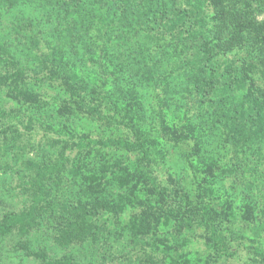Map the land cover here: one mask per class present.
I'll return each mask as SVG.
<instances>
[{"label":"rangeland","instance_id":"obj_1","mask_svg":"<svg viewBox=\"0 0 264 264\" xmlns=\"http://www.w3.org/2000/svg\"><path fill=\"white\" fill-rule=\"evenodd\" d=\"M163 1L173 6L182 5V0ZM117 5L125 6L124 0H102L100 3L98 0H80L78 7H74L71 0H16L12 3L0 0V49L4 46L10 50L9 53L2 52L0 57L9 58L19 67L36 70L37 55L47 52L49 45H53L57 30L61 47H64L61 54L66 60V54L71 53L66 28L67 24H73L71 28L75 33L71 42L79 58L73 69L90 87L100 76L106 77L104 103L99 104L97 93L95 95V104L99 105L100 111L113 115L118 121L136 125L151 156L149 162H145L146 169L161 184L187 194L194 214L200 211L203 201H207L211 219L223 230L229 248L237 249L238 254L234 258H212L207 234L185 226L180 200L153 193L148 183L129 169L135 153L97 147L91 154L82 155L85 171L92 172L105 162L127 181L123 184L122 180L112 182L109 178L104 186L103 198L108 197L106 201L116 208L119 206L120 210V214L111 220L110 231L99 233L90 244L62 248L53 242L55 219L48 217L24 238L15 230L0 238V264H39L19 248V243L25 241L32 250H45L51 259L69 255L81 263L249 264L248 253L236 247L243 243L260 245L264 250V141L249 146L244 157L242 153L237 155L240 161L243 160L236 163L222 131L213 124V115L197 114L192 109L193 101L183 89L189 83L188 76L176 68L180 58L176 41L165 39L159 42L160 47H156L148 37H135L134 30H130L129 35L116 31L106 37L103 35L97 16H110ZM47 6L52 8L50 13H46ZM75 12L80 17L78 22L73 21ZM209 19L206 18L207 29L213 25ZM258 19L264 20V12L258 14ZM28 24L37 33L38 48L30 40V31L25 27ZM83 25H87L89 31H85ZM121 35L125 42L119 40ZM89 43L92 52L84 59L81 55L87 52ZM227 55L228 58L221 59L229 60L231 54ZM152 59L157 61L155 80L148 73ZM233 59L240 71L243 54L237 59L233 56ZM100 62L103 68L99 66ZM249 77L255 86H261L257 75L249 74ZM0 80V109L10 111L23 125L27 115L33 116V130L27 136L24 152L17 153L18 142L11 144V140L7 150L0 146V217L2 212H18L28 204L27 197L17 188V173L27 174L24 162L53 155L61 146L60 143L50 146V131L46 137L41 127L53 124V129L61 131L64 126L66 135L85 133L102 140L124 138L133 142L135 139L132 131L122 125L103 123L79 113L70 118L65 110L58 109L59 94L53 87L35 82L29 76L14 77V70L1 62ZM32 87L47 97L49 105L27 114L28 102L20 92ZM90 87L86 94L93 99ZM243 92H237L235 97L239 99ZM72 113L75 112L70 111ZM64 177L65 181L52 195L57 200L82 198L81 190L87 183L80 175L74 179L68 175ZM248 202L256 207L252 220L245 212ZM56 212L54 215L58 217ZM136 241L143 243L149 251L148 256L139 254L141 250Z\"/></svg>","mask_w":264,"mask_h":264},{"label":"trees","instance_id":"obj_2","mask_svg":"<svg viewBox=\"0 0 264 264\" xmlns=\"http://www.w3.org/2000/svg\"><path fill=\"white\" fill-rule=\"evenodd\" d=\"M4 1L12 3L16 0ZM100 2L102 0H98V3ZM71 3L78 7L80 0H71ZM124 3L123 7L117 5L110 16H97V21L104 30L103 35L109 36L114 31L129 35L130 30H134L135 37L139 35L148 37L154 41L156 47H160L159 42L165 39L176 41L180 53L176 68L185 71L188 76L189 83L183 89L190 101H193L192 109L198 112L197 114L206 112L213 115V124L222 131L236 158V163H241L243 159L240 161L238 158L240 156L237 155L245 154L249 146L264 141V20L258 19V14L264 12V0H182L181 6H173L163 0H124ZM51 9L47 6L46 13H50ZM205 17L208 20L211 18L213 22L211 28L207 29ZM73 21H80L76 12ZM67 26L65 36L69 40L67 44L71 53L66 54V60L61 54L64 47H61V40L55 30L57 38L53 45H49L47 52L37 55L36 70L19 67L9 58L0 57V62L14 70V77L29 76L35 82L48 83L60 96L57 97L58 109L65 110L70 118L79 113L103 123L122 125L132 131L135 139L133 142L124 138L102 140L85 133L66 135L63 131L64 126L61 131L53 129V124L41 127L45 130L43 134H46V137L50 131L48 138L50 146L59 143L61 146L53 155L24 162L27 174L17 173L19 180L17 188L20 194L27 197L28 204L18 212H2L0 238L14 230L24 238L48 217L55 219L53 242L62 248L90 244L99 233H108L111 220L120 214V210L119 206L116 208L114 204L106 201L108 197L103 198L102 194L106 190L104 186L109 178L112 182L122 180L123 184L127 182L126 178L105 162L99 164L92 172L85 171V162L81 157L84 154H91L97 147H113L135 153L136 157L129 162V169L146 181L153 193L169 195L180 200L181 216L185 226L188 229L202 230L207 234L212 258L216 260L234 258L238 251L229 248L223 230L211 219L209 203L203 201L200 211L194 214L187 194L177 188L161 184L150 170L146 169L145 162H149L151 156L136 125L118 121L113 115L100 111L99 105L95 104V95L97 93L96 101H99V104L104 103L107 94L104 91L106 77L100 76L96 81L98 85L94 83L93 87L92 85L90 87L73 69L79 58L75 55L76 51L71 42L75 33L71 27L74 25ZM25 27L30 31L33 46L38 48L37 33L30 24ZM83 28L89 31L87 25H83ZM122 35L119 40L125 42L126 39ZM87 47V52L81 55L84 59L92 52L90 43ZM0 50V56L2 52H10L4 46ZM227 54H231V57L224 61L229 57ZM239 54H243L240 71L232 61L233 56L237 59ZM224 56L225 59H221ZM156 63V59H152L148 71L154 80L157 77ZM99 66L103 68V63L100 62ZM249 74L257 75L261 86L257 84L255 86ZM88 87L94 93L93 99L88 98L86 94ZM239 91L244 92L238 99L235 94ZM20 93L24 101L28 102L27 114L49 105L47 97L39 89L32 87L31 90ZM70 111L75 113L70 114ZM26 117L23 125L10 111L0 109V146L5 150L8 148L9 140L11 144L18 142L17 153L21 154L27 149V136L33 130V116L30 114ZM99 155L103 158L101 153ZM65 175L71 179L80 175L87 183L81 190L82 198L57 200L52 195L65 181ZM255 208L252 202L245 205V212L251 220L255 219ZM54 212L59 213L58 217ZM136 244L141 250L139 254L148 256L149 251L144 248L143 243L136 241ZM18 246L27 257L34 258L39 264H91L81 263L69 255L51 259L43 249L32 250L27 241L19 243ZM236 248L248 253L249 264H264V250L260 245L248 246L238 243ZM152 257H155V254Z\"/></svg>","mask_w":264,"mask_h":264}]
</instances>
